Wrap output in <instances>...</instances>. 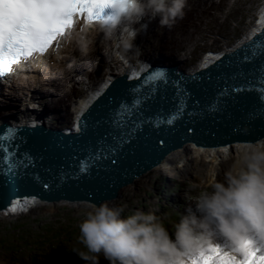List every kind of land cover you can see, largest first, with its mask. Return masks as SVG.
I'll list each match as a JSON object with an SVG mask.
<instances>
[{
	"label": "water",
	"instance_id": "water-1",
	"mask_svg": "<svg viewBox=\"0 0 264 264\" xmlns=\"http://www.w3.org/2000/svg\"><path fill=\"white\" fill-rule=\"evenodd\" d=\"M236 40L237 50L232 51L231 42ZM248 40L250 43L241 46ZM258 46L264 48V0H256L255 10L232 34L166 77L157 78L152 74L153 67L131 66L110 82H104L103 76L92 81L69 109L67 136L46 138L44 134L17 133L16 128L15 138L3 142L6 152L0 151V158L7 155L0 163V208L13 197L26 194L43 198L40 202L63 197L84 207L88 201L113 197L122 184L140 176L141 170L157 158L155 154L159 156L170 145L182 149L219 146L234 143H230L234 138L255 135L259 121H264L260 113L264 105L257 93H220L226 81L244 83L238 75L231 80L241 71L253 79L248 73L264 63V56L252 60L245 56H252ZM222 49L226 53L220 59L216 54ZM218 97V110L209 111ZM182 101L184 107L178 111ZM173 116L177 118L167 123ZM78 126L92 134L98 130V137L90 135L93 146H83L77 139L74 134ZM6 132L0 128V136ZM103 134L100 140L104 144L97 143ZM186 141L190 144L184 146ZM84 160L90 168L81 173L80 163ZM26 197L38 201L36 197Z\"/></svg>",
	"mask_w": 264,
	"mask_h": 264
},
{
	"label": "rangeland",
	"instance_id": "rangeland-1",
	"mask_svg": "<svg viewBox=\"0 0 264 264\" xmlns=\"http://www.w3.org/2000/svg\"><path fill=\"white\" fill-rule=\"evenodd\" d=\"M187 3L184 18L177 19L171 28L161 27L159 16L153 22L150 17L143 20L147 29L142 30L134 41L141 55L135 50L120 52L117 49V46H121L120 38L117 39L116 44L109 43L110 39L98 32L83 33L86 37L83 34L75 35L69 48L64 49L65 52L61 51L56 62L50 60L41 70L29 73V79L24 78L25 81H31L26 83L24 94L37 95V98L45 101L43 104L47 103V107L50 106L52 111L57 108L58 111L52 116L56 119L53 125H60L59 117L64 114L69 116V109L92 81L103 76L105 77L104 82H110L113 74L121 73L125 61L129 64H124V70L130 67L131 62L128 59L132 57L146 56L144 58L152 63L158 59L159 56L149 55L157 50L147 43L150 41L153 44L155 37L164 38L157 34L153 36L152 29L163 36L169 34V40L174 39L163 49L164 54L160 57L193 60L194 54L196 56L204 54L232 34L237 27L243 24L256 6V0H187ZM153 23L155 26H150V24L154 25ZM113 39L114 37L111 38ZM104 42L107 45L102 47ZM97 45H99V50H97ZM111 60H114L113 64ZM54 80L56 84H53V88H55L50 89V92L56 96L48 100L46 96L50 95V92L47 91L46 85L52 84ZM3 115L5 113L0 111L1 121H3ZM247 145L241 148V145L232 144L228 148L224 147L222 154L237 157L240 155V150H246ZM207 150L204 151L200 146L196 149H185V158L186 160L210 159L209 153H206ZM169 168L167 164L158 165L153 171L134 178L132 182L122 184L113 197L105 200L115 204L114 206H126L123 213L125 217L138 210L154 212L163 220L165 227L169 228L170 235L175 239L174 225L180 221L182 216L188 214L189 208L193 211L196 209L195 202L185 198L186 193L195 197L200 192L211 191V184L193 175L180 176L175 170ZM213 182L214 180L211 183ZM27 204L31 207L25 206L23 210H20L21 212L19 208H12L13 204L9 205V210L0 208V264H88L75 251L82 248V245L78 244L79 224L91 211V205H96V203L88 201L83 207L80 203L73 201L69 203L47 200L40 203L28 198ZM6 211L9 212L8 215H5ZM197 215L200 213L197 212ZM213 235L216 245L227 253L225 244L231 240L220 232L215 221H213ZM249 236L255 243L256 236H264V234L252 229ZM63 248L71 250L70 262L59 257ZM236 256L242 258L239 252ZM61 257L64 256L61 255ZM188 259L191 261L197 257L189 254ZM100 264H109V262L101 257Z\"/></svg>",
	"mask_w": 264,
	"mask_h": 264
},
{
	"label": "clouds",
	"instance_id": "clouds-1",
	"mask_svg": "<svg viewBox=\"0 0 264 264\" xmlns=\"http://www.w3.org/2000/svg\"><path fill=\"white\" fill-rule=\"evenodd\" d=\"M187 6V0H113L112 14L99 23L106 37L118 35L125 51L141 55L134 44L147 28L141 21L159 16L161 27L171 28L177 19L184 18ZM210 188L195 197L186 193L185 198L195 202L197 211L189 208L174 225L175 239L152 211L138 210L125 217L126 206L93 204L79 224L78 244L82 248L75 252L88 264H100L101 257L109 264H192L189 254L199 259L221 249L213 235L215 221L240 253H246L254 246L250 231L264 234V139L248 144Z\"/></svg>",
	"mask_w": 264,
	"mask_h": 264
},
{
	"label": "snow or ice",
	"instance_id": "snow-or-ice-1",
	"mask_svg": "<svg viewBox=\"0 0 264 264\" xmlns=\"http://www.w3.org/2000/svg\"><path fill=\"white\" fill-rule=\"evenodd\" d=\"M112 3L113 0H0V77L11 73L13 65L38 54L44 55L53 46L54 41H58L74 27L77 17H83L89 23L103 20L106 17L105 10L109 9ZM260 56H264V48L258 46L253 49L252 56H245V59L252 60ZM237 75L244 78V83L227 84L226 81V87L220 95L255 91L264 105V63L250 70L248 75L253 77L252 80L242 71L233 75L231 80L235 81ZM162 76L163 73L156 74L157 78ZM218 104L219 97L217 103L210 106L209 111H217ZM183 107L182 101L178 111H182ZM260 113L261 118H264V107H261ZM176 118L173 116L167 123H172ZM15 131L10 128L5 135L0 136V151L6 152L3 142L14 139ZM6 159L7 155L0 158V163ZM11 167L12 165H9V170ZM89 168L87 160L80 163L81 173L88 172ZM236 251L240 253V249ZM192 264H264V251L253 246L242 254V258H238L217 248L206 256L194 259Z\"/></svg>",
	"mask_w": 264,
	"mask_h": 264
},
{
	"label": "bare ground",
	"instance_id": "bare-ground-1",
	"mask_svg": "<svg viewBox=\"0 0 264 264\" xmlns=\"http://www.w3.org/2000/svg\"><path fill=\"white\" fill-rule=\"evenodd\" d=\"M153 21H154V19L151 20V22H153ZM141 24H143V21H141ZM137 26H139V25H137ZM150 26H155V24L154 25L150 24ZM152 33H153V36H156V34H157L160 37L164 38V39H157V37H155L154 38L155 40L152 39V40H154V41H152L153 44H156V45H153L150 41H148V43H147V44L150 43L149 44L150 47L153 46V47L156 48L155 50H157L155 52L152 51L149 55L150 56H159V57H157L158 59L155 60L152 63L149 60H146L144 58L146 56L143 57L144 59L143 58H139V57L138 58L137 57L136 58L132 57L131 59H128L131 62L130 63V67L131 66H133L135 68H140V67L141 68H150V67H153L152 74L163 73L162 77H166L169 74H172L173 72H176V71L180 70L188 62H190L191 59H188V58L187 59L181 58V59L177 60L176 58H173V57H164V56L160 57V55L164 54L163 49H165L167 44L169 42L173 41L174 39L169 40L170 39L168 37L169 34L163 36V35L157 33L156 30L153 31V29H152ZM119 38L120 37L117 35L111 41L109 40L110 39L109 38L108 42L117 44V39H119ZM106 45L107 44H105V42H104L102 47H105ZM86 46H87V44H86ZM92 46L94 47V41L93 40H92ZM121 47L122 46H117V49L120 50V52H122L124 50L123 48L121 49ZM179 47L182 49L181 45H179ZM187 49H188V47H187ZM97 50H99V45H97ZM150 50H151V48H150ZM173 50L176 52V50L174 48H173ZM194 56H196V55L194 54ZM163 59L165 61H163ZM166 60L168 62H166ZM141 61H142V63H141ZM147 61H149V62H147ZM110 62L113 64L114 60H111ZM159 62H163V63H159ZM183 62H185V63H183ZM124 64H129V63L127 61H125L123 63L122 71H121V73L119 75L124 74L130 68V67L129 68L127 67L128 69L124 70ZM159 64H162V65H159ZM17 74H19V73L17 72ZM24 76H25L26 80L29 79V77H28L29 75H25L24 74ZM116 76H117V74H113L111 76V79H113ZM16 77H17V75L14 76V78H16ZM19 79L21 80L23 78H19ZM111 79L109 81H111ZM24 81L25 80L21 81V83L19 85L18 84L14 85V88L8 90L7 92H4V91L0 90V111L2 113H5V115L2 116L3 121L0 120V128L3 129V130L10 129L8 126L2 125V124H5V122L8 123V124H17L19 126L20 125L35 126L37 130H39L38 129L39 125L46 124L48 129H49V131H46V132H49V133L52 134V131H54V128H55V125H53V122L56 121V119H53L52 116H53V113L58 111V109L56 108L55 111L54 110L52 111V108L50 106L47 107V103L43 104V102H45V101H42V100L38 99L37 95L36 96L35 95L32 96L29 93L24 94V88H25L26 83H30L31 82V81H25V82ZM49 82H47V83H49ZM55 82L56 81L54 80V81H52V84H47L46 85L47 89H48L47 90L48 92H50V89H54L55 88V87L53 88V84H56ZM43 95H44V93H43ZM55 96L56 95H54L53 92H50V95H47L46 97L48 98V100H50V99H53V97H55ZM80 97L78 98V100L80 99ZM18 105L20 107H22V109H20L18 107ZM63 112H65V111H63ZM47 113H49V114H47ZM45 114H47V115H45ZM68 117L65 114L61 115L59 117L60 126H62V128L60 127L61 129H66L65 121L67 120ZM259 123H260V124H258L259 125V127H258L259 130L256 131L255 135H252L250 138H234V141H230V143L231 142H235V143H231L230 145L238 144V145H241V148H242V147H245L244 145H246V144L255 143L256 141L264 139V121H259ZM19 126H17L16 128H18ZM261 129H263V130L260 131ZM198 147L199 146L192 147V148L196 149ZM200 147H203L204 151L207 150L208 148H210V149L207 150L208 152H206V153H209V157H211L210 159L186 160V158H185V149L177 148V147H174L173 145H170L168 148H165L163 150V152L159 156L157 154H155L158 157L154 161V163H155L154 164L155 165L154 168H156L159 164L160 165L167 164L170 167L169 169L175 170L177 172V174L180 175V176H185V175L191 176V175H193V176H196V177L200 178L201 180L207 181L208 184H211V182L213 180L214 181L221 180L223 178L225 170H227L229 168V166L231 165L233 160L237 159L245 151V150H240L239 151L240 155H237V157H235V156H227L226 154L223 156L222 152H223L224 147H227V148L229 147V146H225V143H224V146H220L218 148L213 147V146L207 147V146H204V145H201ZM200 149L201 148H199V150ZM125 176L127 177V175H125ZM118 180L120 181L121 179L119 178ZM129 180H130V177H129ZM118 185H120V184H118ZM21 198L22 197L17 196L15 198L17 200H13L12 203L8 202L7 205H5L4 207H1V208H8V210H9V208H10L9 205L10 204H13L12 208H19V206H20L19 202L20 201L24 202L25 203L24 205H26V207H27L28 197H26L27 199H24V201H22L23 199H21ZM90 202L96 203V205H100L103 202H109V201H106L105 199H98V200H93V201H90ZM17 204L19 206H17ZM110 205L114 206L115 204H111L110 203ZM19 209H21V208H19ZM6 214L8 215L9 212L6 211L5 215ZM225 245H226L225 248L227 250V253L234 254V255H236V253H238L236 251L237 246L232 241H230L228 244L226 243ZM257 248H259L261 251H264V241H262V244L260 246H257Z\"/></svg>",
	"mask_w": 264,
	"mask_h": 264
},
{
	"label": "trees",
	"instance_id": "trees-1",
	"mask_svg": "<svg viewBox=\"0 0 264 264\" xmlns=\"http://www.w3.org/2000/svg\"><path fill=\"white\" fill-rule=\"evenodd\" d=\"M62 250V252L59 254V257L60 258H65L68 262H70L71 260V258H70V251L71 250H68V248H63V249H61ZM61 255L62 256H64V257H61ZM69 264V263H68Z\"/></svg>",
	"mask_w": 264,
	"mask_h": 264
}]
</instances>
